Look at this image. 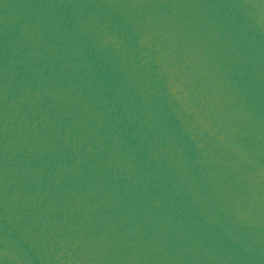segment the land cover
<instances>
[{
    "label": "water",
    "instance_id": "95a60500",
    "mask_svg": "<svg viewBox=\"0 0 264 264\" xmlns=\"http://www.w3.org/2000/svg\"><path fill=\"white\" fill-rule=\"evenodd\" d=\"M0 264H264V0H0Z\"/></svg>",
    "mask_w": 264,
    "mask_h": 264
}]
</instances>
